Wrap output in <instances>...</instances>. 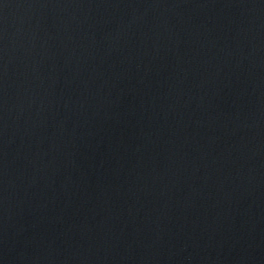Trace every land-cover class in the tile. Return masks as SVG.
<instances>
[{"label": "water", "instance_id": "obj_1", "mask_svg": "<svg viewBox=\"0 0 264 264\" xmlns=\"http://www.w3.org/2000/svg\"><path fill=\"white\" fill-rule=\"evenodd\" d=\"M0 264H264V0H0Z\"/></svg>", "mask_w": 264, "mask_h": 264}]
</instances>
